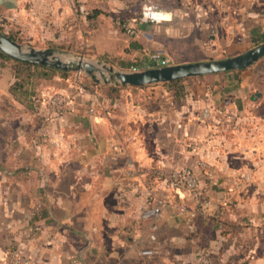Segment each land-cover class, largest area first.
I'll list each match as a JSON object with an SVG mask.
<instances>
[{
    "label": "crops",
    "instance_id": "obj_1",
    "mask_svg": "<svg viewBox=\"0 0 264 264\" xmlns=\"http://www.w3.org/2000/svg\"><path fill=\"white\" fill-rule=\"evenodd\" d=\"M73 1L0 0V21L19 34L29 26L39 34L73 19ZM107 1L116 15L135 14L146 3L163 6ZM176 1L167 7L178 15L173 23H138L130 40L104 31L115 64L139 60L132 65L143 69L154 50L186 39L192 27L182 25L199 21L177 12L193 2ZM14 65L0 58V264L13 248L30 264H199V252L207 264H264V88L257 62L235 72L118 86L116 98L101 88L116 85L90 86L79 74L53 70L35 86L33 109L9 92ZM56 94L70 98L58 112L49 104ZM182 167L191 170L198 195L166 187ZM158 199L165 200L159 215L142 218ZM145 247L151 257L140 254Z\"/></svg>",
    "mask_w": 264,
    "mask_h": 264
},
{
    "label": "rangeland",
    "instance_id": "obj_2",
    "mask_svg": "<svg viewBox=\"0 0 264 264\" xmlns=\"http://www.w3.org/2000/svg\"><path fill=\"white\" fill-rule=\"evenodd\" d=\"M174 1H157L164 7L154 3L159 9L170 11L167 7L173 6ZM187 1L193 2V7H186L184 10L177 11L178 14L184 15V12H187L186 17H192L191 20L193 21L198 19L199 23L189 26L182 25L185 30L191 27L192 30L189 33L187 32V37L181 44L178 41H168L164 47H159L165 49L167 56L168 54L171 56L169 58L170 62L224 58L245 51L264 39V0H177L176 2L185 6ZM73 3L76 9V4L79 2L74 0ZM83 5L85 8L84 13L73 9L74 18H68V21L55 29L46 25L44 29L41 28L42 31L39 34L35 31V35H33L29 26L19 34L21 30H18L16 26H8L4 21H0V23H3V26L0 24V31L7 36H11L13 40L25 47H51L56 49L63 58L72 55L81 56L89 60L99 61L115 69L130 70L132 63L139 62V60L132 61L128 59L123 60V64H115L116 58L112 57L111 51L107 50L110 48L111 42L104 31L119 33L126 40H130L133 35H129L121 26V23L132 16H138L142 6L135 14L123 15L119 13V15H116L109 10L110 3L107 0H86ZM169 15L171 19L168 21L146 23H173L174 18L178 17V15L174 17L173 13ZM83 18H87V24L83 23ZM82 23L84 26L79 31L80 34L77 35V30ZM137 26L138 23L135 24L136 28ZM55 32H57L56 36L53 35ZM257 64H259V85L264 88V59L258 61ZM56 72L60 74L66 72V76L79 74L83 82H93L90 77L81 73ZM261 111L264 113V107Z\"/></svg>",
    "mask_w": 264,
    "mask_h": 264
},
{
    "label": "water",
    "instance_id": "obj_3",
    "mask_svg": "<svg viewBox=\"0 0 264 264\" xmlns=\"http://www.w3.org/2000/svg\"><path fill=\"white\" fill-rule=\"evenodd\" d=\"M0 52L15 61L44 66L56 71L77 72L95 84L143 87L190 77L235 72L264 59V40L238 54L219 58L170 64L140 70H119L81 56L61 57L54 48L25 47L0 31Z\"/></svg>",
    "mask_w": 264,
    "mask_h": 264
},
{
    "label": "built area",
    "instance_id": "obj_4",
    "mask_svg": "<svg viewBox=\"0 0 264 264\" xmlns=\"http://www.w3.org/2000/svg\"><path fill=\"white\" fill-rule=\"evenodd\" d=\"M49 1V0H47ZM60 1V0H58ZM61 1H69V0H61ZM74 4V3H73ZM76 9L84 13L85 8L84 5L78 3L76 4ZM160 13V12H167L171 14L169 11L161 10L153 4H144L142 5L141 12L138 16H132L129 19L124 20L121 23V26L125 29V31L129 35H134L136 33V23H144V22H160V21H168L171 19L169 18H161V19H153V13ZM147 13V15H146ZM149 64L145 68H156V67H163L168 66L171 64L168 56L162 49L154 50L148 58ZM144 69V68H143ZM130 70H140L137 67H131ZM70 102V98L64 95H51L49 97V104L54 107L55 112L64 110ZM244 178V177H243ZM166 187L170 190H176L183 188L187 191H190L193 195H198L197 192V182L192 175V172L187 167H182L178 170H174L170 173ZM164 199H158L151 205L149 208H146L143 212L141 217L142 218H155L159 215L162 205L164 204ZM152 231L149 234L150 240H155V225L152 227ZM140 254L144 257H151L154 254V251L150 247H145L140 250ZM198 261L199 264H207V256L204 253H198ZM4 264H30V259L27 255H25L21 248H13L10 249L6 253V261Z\"/></svg>",
    "mask_w": 264,
    "mask_h": 264
},
{
    "label": "trees",
    "instance_id": "obj_5",
    "mask_svg": "<svg viewBox=\"0 0 264 264\" xmlns=\"http://www.w3.org/2000/svg\"><path fill=\"white\" fill-rule=\"evenodd\" d=\"M9 37L13 39L11 36ZM0 58L10 59L2 52H0ZM130 67H137V65H132ZM53 72L54 71L52 69L47 67L15 61L13 69L14 79L9 87V92L16 99H22L25 101L29 109H33L35 106L34 104H38L40 98L35 91V86L43 79H48L51 77ZM61 73L63 75L66 74V72ZM87 84L90 86H96L91 81L87 82ZM101 88L103 89V92L109 97H118L120 90L118 86H103Z\"/></svg>",
    "mask_w": 264,
    "mask_h": 264
},
{
    "label": "clouds",
    "instance_id": "obj_6",
    "mask_svg": "<svg viewBox=\"0 0 264 264\" xmlns=\"http://www.w3.org/2000/svg\"><path fill=\"white\" fill-rule=\"evenodd\" d=\"M147 15V13H146ZM153 19H161V18H164V14L162 13H153Z\"/></svg>",
    "mask_w": 264,
    "mask_h": 264
},
{
    "label": "bare ground",
    "instance_id": "obj_7",
    "mask_svg": "<svg viewBox=\"0 0 264 264\" xmlns=\"http://www.w3.org/2000/svg\"><path fill=\"white\" fill-rule=\"evenodd\" d=\"M157 13H158V12H157ZM160 13L164 14V18H165V19L169 18V14H168L167 12H160Z\"/></svg>",
    "mask_w": 264,
    "mask_h": 264
}]
</instances>
